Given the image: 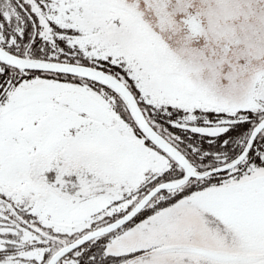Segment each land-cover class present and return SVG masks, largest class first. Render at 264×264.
Returning <instances> with one entry per match:
<instances>
[{
	"label": "snow or ice",
	"instance_id": "obj_1",
	"mask_svg": "<svg viewBox=\"0 0 264 264\" xmlns=\"http://www.w3.org/2000/svg\"><path fill=\"white\" fill-rule=\"evenodd\" d=\"M0 264H264V0H0Z\"/></svg>",
	"mask_w": 264,
	"mask_h": 264
}]
</instances>
